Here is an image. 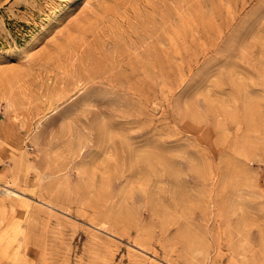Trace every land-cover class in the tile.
Segmentation results:
<instances>
[{"label":"rangeland","instance_id":"rangeland-1","mask_svg":"<svg viewBox=\"0 0 264 264\" xmlns=\"http://www.w3.org/2000/svg\"><path fill=\"white\" fill-rule=\"evenodd\" d=\"M0 264H264V0H0Z\"/></svg>","mask_w":264,"mask_h":264}]
</instances>
